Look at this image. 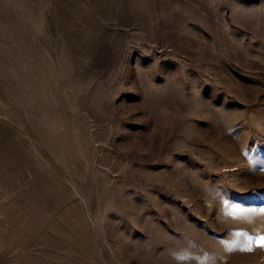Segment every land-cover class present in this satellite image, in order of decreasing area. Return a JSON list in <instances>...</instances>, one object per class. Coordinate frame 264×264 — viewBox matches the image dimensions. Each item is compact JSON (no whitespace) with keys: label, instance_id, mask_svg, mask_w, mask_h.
<instances>
[{"label":"rangeland","instance_id":"obj_1","mask_svg":"<svg viewBox=\"0 0 264 264\" xmlns=\"http://www.w3.org/2000/svg\"><path fill=\"white\" fill-rule=\"evenodd\" d=\"M224 201L264 207V0H0V264H264Z\"/></svg>","mask_w":264,"mask_h":264},{"label":"snow or ice","instance_id":"obj_2","mask_svg":"<svg viewBox=\"0 0 264 264\" xmlns=\"http://www.w3.org/2000/svg\"><path fill=\"white\" fill-rule=\"evenodd\" d=\"M226 210V215H232L234 218L237 216V214H248V213H255L259 211L260 213H264V207L257 209H250V208H244L240 204L235 202H229L224 201ZM236 236H244L247 238V245L242 246L238 248V242H225L229 248V250H247L251 251L252 246H260L264 247V236H252L248 233H245L243 231H237L235 233ZM183 258V257H182ZM202 264H205V262H202Z\"/></svg>","mask_w":264,"mask_h":264}]
</instances>
